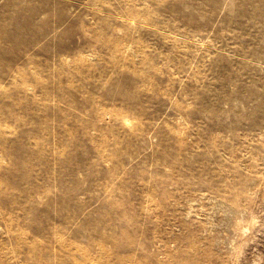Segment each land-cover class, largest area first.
Segmentation results:
<instances>
[{"label":"rangeland","instance_id":"1","mask_svg":"<svg viewBox=\"0 0 264 264\" xmlns=\"http://www.w3.org/2000/svg\"><path fill=\"white\" fill-rule=\"evenodd\" d=\"M0 264H264V0H0Z\"/></svg>","mask_w":264,"mask_h":264}]
</instances>
